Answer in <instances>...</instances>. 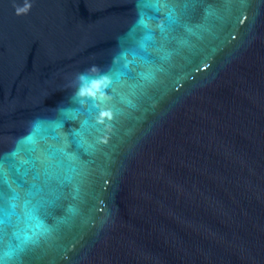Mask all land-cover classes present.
<instances>
[{
  "label": "water",
  "instance_id": "1",
  "mask_svg": "<svg viewBox=\"0 0 264 264\" xmlns=\"http://www.w3.org/2000/svg\"><path fill=\"white\" fill-rule=\"evenodd\" d=\"M0 207L4 264H264V0H0Z\"/></svg>",
  "mask_w": 264,
  "mask_h": 264
},
{
  "label": "snow or ice",
  "instance_id": "2",
  "mask_svg": "<svg viewBox=\"0 0 264 264\" xmlns=\"http://www.w3.org/2000/svg\"><path fill=\"white\" fill-rule=\"evenodd\" d=\"M16 199H18V196L16 197ZM16 205L13 204V208H15ZM3 215H5V211L3 209V207H0V223H3ZM0 264H4V260H3V257L0 256Z\"/></svg>",
  "mask_w": 264,
  "mask_h": 264
}]
</instances>
